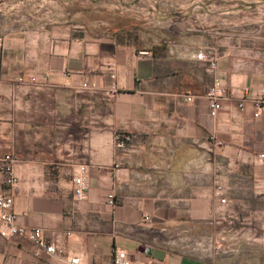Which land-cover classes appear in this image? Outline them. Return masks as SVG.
I'll use <instances>...</instances> for the list:
<instances>
[{
    "label": "crops",
    "instance_id": "obj_1",
    "mask_svg": "<svg viewBox=\"0 0 264 264\" xmlns=\"http://www.w3.org/2000/svg\"><path fill=\"white\" fill-rule=\"evenodd\" d=\"M146 2L151 19L161 9L162 24L185 27L163 30L150 46L87 22L1 41L0 144L15 160L16 183L6 186L0 173V190L13 199L16 226L39 229L57 252L0 237V264H70L75 256L112 264L116 249L135 264H220L218 249L230 257L241 249L247 262L264 246V209L234 204L264 199V163L255 159L264 152V115L253 118L251 101L264 82V0L242 1L256 10L248 34L234 32V0ZM28 75L35 82L16 81ZM214 79L226 98L210 118L204 94ZM116 134L128 137L121 147ZM80 165L87 195L76 202L71 177ZM202 225L210 226L208 255L193 248Z\"/></svg>",
    "mask_w": 264,
    "mask_h": 264
},
{
    "label": "rangeland",
    "instance_id": "obj_2",
    "mask_svg": "<svg viewBox=\"0 0 264 264\" xmlns=\"http://www.w3.org/2000/svg\"><path fill=\"white\" fill-rule=\"evenodd\" d=\"M242 1L249 0H234V32L248 34L257 21L256 10ZM154 12V19H151V9L146 0H0V43L25 31L65 25L81 26L82 22H87L103 27L110 25L116 31H128L136 37L131 42L150 46L151 43H160L163 30L177 31L185 27L178 23L162 24L161 20L155 18L156 15L160 18L161 9H154ZM207 26L202 24V28ZM236 203L235 209L238 211L246 204L251 208L264 209V199L260 197ZM200 234L202 238L193 248L208 255L213 252V244L209 240L210 226L202 225ZM218 250V256L223 259L220 264H264V246L253 249L254 255L249 260L245 259L247 262L242 261L241 249H231L236 251L231 253V257L222 249ZM226 258L233 262L227 263Z\"/></svg>",
    "mask_w": 264,
    "mask_h": 264
},
{
    "label": "built area",
    "instance_id": "obj_3",
    "mask_svg": "<svg viewBox=\"0 0 264 264\" xmlns=\"http://www.w3.org/2000/svg\"><path fill=\"white\" fill-rule=\"evenodd\" d=\"M207 62L208 69L211 70L214 68V62L211 58H202ZM109 76V85L107 87V92L110 96L117 93L115 86V73L113 65L110 64L108 68ZM19 83H24L28 81L30 83L35 82V78L32 75H28L26 79L23 77H17L16 79ZM79 89L92 91L93 88L88 86L86 83H81ZM226 98L225 88L222 82L218 79H214L212 83L208 86L205 91L204 99L207 105V112L210 118H214L217 114V111L221 108V100ZM183 100L185 102H191L192 98L190 96H184ZM241 101H244V98L241 97ZM252 104L254 106L253 118H257L260 115H264V82L261 89L255 95H252L251 98ZM238 109L241 110V104H238ZM115 142L117 146L121 147L123 142L128 140V137L125 135L116 134ZM255 159L264 163V152L255 155ZM15 163L14 158L11 154L2 151L0 144V173L3 175V184L8 187L13 186L16 183L15 176L13 174V165ZM86 169L84 166L80 165L75 170L71 177V195L74 201L82 202L86 199L87 195V182H86ZM215 188L217 191V196L220 197V186L215 181ZM113 195L109 194L107 196V201L109 204H112ZM220 203H223L224 200L221 198ZM13 199L11 195L3 193L0 190V237L8 239L13 236H20L30 243H32L38 249L43 250L47 255H54L57 252V248L52 244H47L41 236V232L37 228L33 229H24L16 226L15 219L16 215L12 209ZM144 221H147V217L142 218ZM70 264H79V257H71L69 259ZM112 264H135V262L128 256V254L121 249H116L113 254Z\"/></svg>",
    "mask_w": 264,
    "mask_h": 264
}]
</instances>
